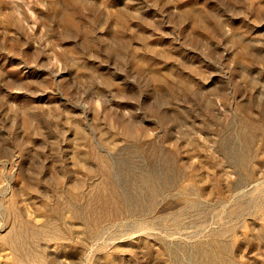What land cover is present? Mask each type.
Returning a JSON list of instances; mask_svg holds the SVG:
<instances>
[{
  "label": "rangeland",
  "instance_id": "obj_1",
  "mask_svg": "<svg viewBox=\"0 0 264 264\" xmlns=\"http://www.w3.org/2000/svg\"><path fill=\"white\" fill-rule=\"evenodd\" d=\"M0 264H264V0H0Z\"/></svg>",
  "mask_w": 264,
  "mask_h": 264
}]
</instances>
